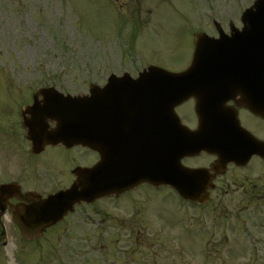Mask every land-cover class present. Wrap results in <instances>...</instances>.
Here are the masks:
<instances>
[{"label": "rangeland", "instance_id": "1", "mask_svg": "<svg viewBox=\"0 0 264 264\" xmlns=\"http://www.w3.org/2000/svg\"><path fill=\"white\" fill-rule=\"evenodd\" d=\"M252 2L0 0V103L9 82L19 92L38 82L57 83L77 93L88 90L92 77L106 75L105 66L131 68L135 62L152 60L180 69L192 56L191 30L200 12V26L206 22L211 28L213 19L236 21ZM3 103L2 112H8L10 103ZM175 200L158 198L160 225L172 227L181 221ZM171 203L175 212L169 209ZM62 230L63 226L51 233L57 238L42 243L15 239L16 232L10 229L12 242L0 243V264H186L185 234L179 225L173 231L88 227L63 234ZM7 242L12 243L9 250Z\"/></svg>", "mask_w": 264, "mask_h": 264}, {"label": "flooded vegetation", "instance_id": "2", "mask_svg": "<svg viewBox=\"0 0 264 264\" xmlns=\"http://www.w3.org/2000/svg\"><path fill=\"white\" fill-rule=\"evenodd\" d=\"M138 73V72H137ZM136 71L132 72L133 78L117 79L123 81H132L137 76ZM107 78H104V84H107ZM252 81H264L261 77L250 78ZM112 89V88H110ZM245 94H237L234 99H229L224 102V107L232 111V118L234 122L241 125L249 133L253 134L259 141L264 142V117L256 114L253 110L249 109L244 102H238L245 99ZM188 102V103H187ZM186 103L179 106L185 107L186 112L190 111L194 107V100L190 99ZM26 103H18L17 106L21 108ZM264 107V103L260 102ZM110 111V110H109ZM108 111V113H109ZM12 117L10 120V133L0 135V185L10 184L12 188L6 193V199L4 198V206L8 209V214L12 217L14 206H28L32 202L26 199H19L17 194L24 195L25 197L43 196L46 197L49 194L59 192V190L67 188L75 180V175L72 173L73 169L78 166H91L95 164L99 155L95 151H91L84 147H72L67 148L62 145L47 146L40 153L32 152L31 142L26 137V130L24 128V122L22 114ZM188 114V113H187ZM190 115V114H189ZM30 119V115H25ZM129 120H125V131L127 127H131L129 121H136L139 124L140 132L137 139L140 144L143 143V124L147 122V117L138 118L134 116H128ZM195 119L190 118L191 126H194ZM156 122V120H155ZM194 122V123H193ZM117 120L114 118L107 119V128L111 130V135L117 130ZM54 124L51 123V127ZM153 127L158 129V116L157 125ZM152 127V128H153ZM154 130V128H153ZM115 139V135H113ZM132 138L127 134L124 135L123 146L127 147L128 140ZM7 139L9 142L5 143ZM107 142V146L116 145L115 140ZM158 139V136H157ZM126 153V151H125ZM112 152H109L111 157ZM109 162H112V158H108ZM187 165L192 167H205L208 169V176L212 179L213 188L210 191V205L221 209L222 211H237L241 213H257L263 212L261 210V204L257 205V198L264 199V156L253 155L245 158L240 162H227L223 165L224 161H219L217 155L209 153H201L198 156L186 158L184 160ZM213 165H215L213 167ZM52 170H59L57 172H51ZM139 188L134 189L128 193L121 194L115 201H109L105 204L103 214L108 221L105 227L114 228H139L143 227L137 220L128 222V214H135L132 219L138 218V208L140 203V195L138 193ZM260 202V201H259ZM264 206V205H263ZM129 207L130 212H129ZM8 226L16 227L12 221H9ZM243 226L238 229L241 233V237L231 238L233 240V247L235 251H238L239 242H248L252 247L249 248L250 256L245 257L251 260H262L264 264V220L256 221L255 223L249 218L243 219ZM252 224V225H250ZM206 246V250H209L210 254L222 257L223 253H220L224 241L228 242V237H218L215 232H212V236H203L201 239ZM246 245V243H245ZM240 253L233 252L228 253L231 257L235 258Z\"/></svg>", "mask_w": 264, "mask_h": 264}, {"label": "water", "instance_id": "3", "mask_svg": "<svg viewBox=\"0 0 264 264\" xmlns=\"http://www.w3.org/2000/svg\"><path fill=\"white\" fill-rule=\"evenodd\" d=\"M256 11H254L253 9H250L248 10L247 14H246V18H248V16L250 14H259V15H262V17L264 18V0H258L256 2ZM198 47H199V44H198ZM206 47V46H205ZM205 47H202L200 46V50L201 52H204L205 50ZM210 47V46H209ZM198 60L201 59V56L199 55L197 57ZM208 61H211L210 57L207 58ZM166 74H170V73H166ZM185 74H180V75H173V74H170V76H183ZM50 91H53L55 92V90L53 89H43V90H40V93H44L45 94H48V96L52 97V96H55L54 94H50ZM63 110L65 111L66 110V113L68 114L65 115V124L67 126H69L70 128H74V129H77V131L75 132V136L74 137H63L64 139H73L71 142L73 143H77L78 142H81V143H85V144H88L90 143V134H89V131L87 129V127H84L86 129H83L81 127H83V123L84 121L82 120V118L80 117V115H77L76 117L78 118H74V115L72 113V111L75 109L73 108L72 106H67V107H62V105H58L56 106V102H53L51 103V105L47 106L46 108L44 109H41L39 112L41 113H45V114H50V113H53V112H57V110ZM178 131V134L183 136L185 135V130L181 128H179L177 126V130L176 132ZM30 137L34 140V141H38V135L36 133V131H34V129H30ZM54 138L52 137H49L46 139V141H51L53 140ZM57 140H61V141H65L67 142L66 140H63L61 138H57ZM45 141V140H44ZM45 141V142H46ZM54 141V140H53ZM188 175V178L187 177H184V183H180L179 182V185H180V188L182 187V189H187V191L185 193H187L186 195L187 196H190V197H193L192 194L194 195L195 194V190L197 189L196 187V179L194 178L193 175ZM85 181H81L79 182V185L83 191H88L89 189L92 191V188H93V192H90L89 194H80L78 188L79 187H76L75 190H71V191H68V192H63V193H60L59 195L55 196L54 198L50 199L49 200V206H47L44 210H49L51 213H59V215L63 212H66L67 209L73 205V203L75 201H79L80 199H92L93 197H97L99 195H102L104 194L106 191L104 190L105 188V184L103 182H98L99 180L95 179V180H87V179H83ZM193 180V181H192ZM193 183L194 182V185H195V188L194 190H192V187L190 186V183ZM87 183H89V185H87ZM60 200V201H59ZM61 202H63V204H61ZM40 223V222H39ZM43 224L40 223L39 226H36L35 228H29V227H32V226H35V225H31V224H27V223H23V227L22 228V231L23 233L28 236V237H33L34 235H37L38 233H40V231L43 230Z\"/></svg>", "mask_w": 264, "mask_h": 264}]
</instances>
